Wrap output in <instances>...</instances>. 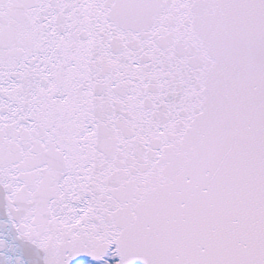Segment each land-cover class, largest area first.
<instances>
[{
	"label": "snow or ice",
	"instance_id": "snow-or-ice-1",
	"mask_svg": "<svg viewBox=\"0 0 264 264\" xmlns=\"http://www.w3.org/2000/svg\"><path fill=\"white\" fill-rule=\"evenodd\" d=\"M0 264H264V0H0Z\"/></svg>",
	"mask_w": 264,
	"mask_h": 264
}]
</instances>
